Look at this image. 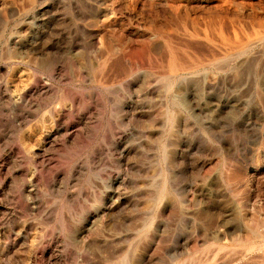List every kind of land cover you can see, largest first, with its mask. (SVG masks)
<instances>
[{
  "label": "rangeland",
  "instance_id": "1",
  "mask_svg": "<svg viewBox=\"0 0 264 264\" xmlns=\"http://www.w3.org/2000/svg\"><path fill=\"white\" fill-rule=\"evenodd\" d=\"M217 1L0 0V264H264V2Z\"/></svg>",
  "mask_w": 264,
  "mask_h": 264
},
{
  "label": "bare ground",
  "instance_id": "2",
  "mask_svg": "<svg viewBox=\"0 0 264 264\" xmlns=\"http://www.w3.org/2000/svg\"><path fill=\"white\" fill-rule=\"evenodd\" d=\"M168 2H169V0H167ZM206 0H197V2H196V4H193V5H195V7L196 8H198L202 3H204ZM209 1H212V0H209ZM214 1V0H213ZM217 1V0H216ZM219 1V0H218ZM217 1V2H218ZM237 1V0H236ZM244 1V0H243ZM220 2V1H219ZM218 2V3H219ZM255 2H257V0L255 1ZM263 2H264V0H263ZM176 3V2H175ZM175 3H174V5H175ZM178 3V2H177ZM189 3V2H188ZM191 3H192V1H191ZM190 3V4H191ZM207 3V2H206ZM213 3V2H212ZM221 3V2H220ZM183 4V3H182ZM209 4V3H208ZM260 4H261V2H260ZM210 5V4H209ZM208 5V6H209ZM204 6H206V5H204ZM221 6V5H220ZM261 7V6H260ZM204 8V7H203ZM188 9H189V7H188ZM259 9V8H258ZM262 14V13H261ZM193 15V14H192ZM225 19V18H224ZM245 20V19H244ZM224 22H225V20H224ZM223 22V23H224ZM238 23V22H237ZM245 23V22H244ZM182 24H183V32H182V34L180 35V37H179V43H178V47H176L177 48V50H176V52H175V54L177 55V57L175 58V59H173V64L171 65V68L173 69V72H178V71H185V70H190V69H192L193 68V66L192 65H194V62H192V61H190V59H188V56H187V50H188V48H190V49H192L193 48V50L195 49V45L197 44H199L200 43V40H197V39H199V34H198V26H197V22H196V19L195 18H192V17H187V18H185L183 21H182ZM202 24H203V22H202ZM225 24V23H224ZM227 24V23H226ZM211 25V24H210ZM248 26H249V22H248V24H247ZM205 26H206V24H205ZM224 26V25H223ZM226 26V25H225ZM224 26V27H225ZM227 26H230V25H227ZM255 26H259L258 25V23H257V19L255 20H253L252 22H251V27H249V28H253V30H254V28H255V30H256V27ZM207 28V27H206ZM225 28H227V29H229L228 27H225ZM224 28V29H225ZM232 32L231 33H233V36L235 37V38H237L240 34V32L238 31V28H237V30H236V28L234 27V25H232ZM258 28V27H257ZM182 29V28H181ZM214 29H215V31H216V33L217 34H219V36L221 37V38H223V39H226V40H228V41H230V37H229V33H228V35H227V33H226V31L221 27V25H220V21H216L215 22V24H214ZM246 29V28H245ZM157 30V29H156ZM121 31V30H120ZM206 31V30H205ZM229 31V30H228ZM231 31V30H230ZM229 31V32H230ZM258 32H257V35H259L260 34V30H257ZM262 31V30H261ZM264 31V30H263ZM199 33H201V32H199ZM209 33V32H208ZM250 34V33H249ZM200 35H202V34H200ZM209 35H210V33H209ZM212 35H215V34H213L212 33ZM225 35H227L228 36V38H226V36ZM231 35V34H230ZM242 36V35H241ZM251 36V35H250ZM178 37V36H177ZM205 37H206V35H205ZM213 37V36H212ZM231 37H232V35H231ZM257 37V36H256ZM263 37V36H262ZM201 38V37H200ZM253 38V37H252ZM203 39H205V38H203ZM214 39H217L216 37L214 38ZM214 39H213V41H214ZM233 39V38H232ZM244 39V38H243ZM212 40V39H211ZM255 40V39H254ZM196 41H198V43H196ZM208 41H210V40H208ZM227 41V42H228ZM169 42V41H168ZM217 42V41H216ZM252 42V41H251ZM263 42V41H262ZM255 43V42H254ZM258 43H260V42H258ZM171 44V43H170ZM203 44V41L201 42V45ZM206 44V43H205ZM219 44V43H218ZM250 44V43H249ZM248 43H247V45H249ZM177 45V44H176ZM196 45V46H197ZM207 45V44H206ZM205 45V46H206ZM213 45V44H212ZM172 46V45H171ZM202 46H204V45H202ZM204 46V47H205ZM210 46V45H209ZM208 46V48H210ZM223 46V45H222ZM225 46V45H224ZM223 46V47H224ZM251 46H254L253 44L251 45ZM172 47H174V46H172ZM204 47H201V48H204ZM218 47V46H217ZM226 47V46H225ZM197 49V51L196 52H198V50H201L200 49V47H199V49H198V47L196 48ZM211 49V48H210ZM223 49V48H222ZM227 49V48H226ZM240 49V48H239ZM251 49H252V47H251ZM169 50V49H168ZM204 50V49H203ZM211 50H213V49H211ZM257 50H258V48H257ZM264 50V49H263ZM214 52H213V54H215V49L213 50ZM236 51H237V49H236ZM259 51V50H258ZM170 52V51H169ZM233 52H235V50L233 51ZM232 52V53H233ZM260 52H262V51H260ZM190 53V52H189ZM194 53V52H193ZM208 53V52H207ZM225 53V52H224ZM227 53V52H226ZM259 53V52H258ZM257 53V54H258ZM264 53V52H263ZM170 54H171V52H170ZM191 54V53H190ZM200 54V53H199ZM213 54H212V56H213ZM216 54H218V55H220V53H216ZM215 54V55H216ZM234 54V53H233ZM256 53L254 54V53H252V52H248V51H243V52H241V53H238V54H235L234 56H232V55H230V57H228V60L230 61V64L232 63H235L234 65V69H236V73L238 72L239 73V71H240V68H241V63H240V66H238L237 65V61H239V60H241V59H243L244 57H246L245 59H246V61L244 62V64L245 63H254V62H258L259 61V59L260 58H263V57H261V55H257ZM192 55V54H191ZM207 55V54H206ZM218 55H216V56H218ZM209 56H210V54H209ZM224 56V55H223ZM171 57V56H170ZM202 57V56H201ZM205 57H207V56H205ZM211 57V56H210ZM214 57V56H213ZM173 58V57H172ZM203 58V57H202ZM215 58V57H214ZM221 58V57H220ZM210 60H214V59H211L210 58ZM227 60V59H226ZM227 60V61H228ZM200 61V60H199ZM226 61V62H227ZM261 61V60H260ZM171 62H172V60H171ZM214 62V61H213ZM242 62H243V60H242ZM114 63V62H113ZM222 63V65H223V67H225L224 66V63L225 62H221ZM220 63V64H221ZM208 64H210V63H208ZM207 64V65H208ZM215 64V63H214ZM220 64L218 63V65L220 66ZM227 64V63H226ZM256 64V63H255ZM255 64H254V66H255ZM263 65H264V63H262ZM196 65V64H195ZM195 65H194V67H195ZM206 65V64H205ZM217 65V67L219 68V66ZM221 65V66H222ZM263 65L261 66V64H260V68L261 67H263ZM200 66V65H199ZM228 66V65H227ZM116 67V66H115ZM197 67H198V65H197ZM201 67V66H200ZM215 67H216V64H215ZM212 68V67H211ZM252 68V67H251ZM239 69V71H237ZM242 69H243V67H242ZM241 69V70H242ZM247 69V68H246ZM245 69V70H246ZM257 69V68H256ZM262 69V68H261ZM225 70V69H224ZM248 70V69H247ZM246 70V71H247ZM227 71V70H226ZM243 71V70H242ZM252 71V70H251ZM264 71V69H262V72ZM250 72V71H249ZM261 72V73H262ZM181 73V72H180ZM232 73H233V71H232ZM237 73V74H238ZM243 73V72H242ZM242 73H240L241 75H239V76H241L242 77ZM253 74H254V71L252 72ZM257 73V72H256ZM258 73H259V71H258ZM257 73V74H258ZM183 74H184V72H183ZM186 74V73H185ZM188 74H189V72H188ZM222 74V73H221ZM236 74V75H237ZM244 74H245V72H244ZM264 74V73H263ZM233 75V74H232ZM237 75V76H238ZM177 76V75H176ZM199 76V75H198ZM203 76V75H202ZM233 76H235V74L233 75ZM244 76V75H243ZM264 76V75H263ZM172 77H174V76H172ZM209 77V76H208ZM225 77H226V75H225ZM228 77H230V76H228ZM258 77V76H257ZM111 78V77H110ZM171 78V77H170ZM235 78H237L236 76H235ZM243 78L244 77H242V79L241 80H243ZM262 78L264 79V77H262L261 76V81H262ZM211 79V78H210ZM209 79V80H210ZM238 79H239V77H238ZM158 80V79H157ZM225 80H228L227 79V77L225 78ZM229 80H231V79H229ZM236 80V79H235ZM240 80V79H239ZM239 80H237V81H239ZM240 80V81H241ZM254 80V79H253ZM202 81V80H201ZM210 81H213V80H210ZM236 81V82H237ZM244 81V80H243ZM250 81V80H249ZM245 82V81H244ZM244 82H242V84H244ZM253 82H255V81H253ZM162 83V82H161ZM218 83V82H217ZM206 84V83H205ZM212 84V83H211ZM234 84V83H233ZM239 84V83H238ZM241 84V85H242ZM256 84V83H255ZM262 84V83H261ZM219 85V84H218ZM225 85V84H224ZM241 85H239V86H241ZM249 85V84H248ZM263 85V84H262ZM155 86L156 85H154L153 87L155 88ZM232 86H234V85H232ZM235 87H236V85H235ZM152 88V87H151ZM153 89V88H152ZM151 90V89H150ZM230 91V90H229ZM231 92V91H230ZM241 95V94H240ZM252 246V245H251ZM250 246V247H251ZM259 246H260V244H259ZM263 246V245H262ZM249 247V248H250ZM255 250V249H254ZM261 250V249H260ZM259 251V250H258Z\"/></svg>",
  "mask_w": 264,
  "mask_h": 264
}]
</instances>
